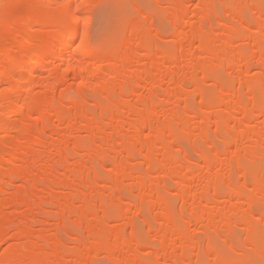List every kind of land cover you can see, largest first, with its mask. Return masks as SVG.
<instances>
[{"label":"bare ground","instance_id":"6f19581e","mask_svg":"<svg viewBox=\"0 0 264 264\" xmlns=\"http://www.w3.org/2000/svg\"><path fill=\"white\" fill-rule=\"evenodd\" d=\"M194 1H165L179 12L173 48L161 44L167 40L153 29L150 17L151 32L135 20L119 47L104 49L91 43L95 4L89 0H0V193L18 184L11 196L22 198L28 215L43 213L57 200L60 215L75 218L68 221L76 225L73 230L64 226L62 230L75 235L77 249L84 245L79 253L65 252L59 236L50 242L43 235L35 237L26 224L18 225L0 264H95L101 255L108 264H205V259L217 264L212 245L218 241L234 252L256 246L250 235L257 230L254 220L264 197V121H256L264 118V0H202L200 11L192 14ZM251 15L256 16L254 22ZM197 44L203 57L194 53ZM136 65L144 67L135 69ZM169 66L181 73H165ZM257 67L263 72L256 77L252 73ZM69 79L78 82L69 92L63 89L56 100L55 89ZM87 79L96 82L85 86ZM206 82L220 89L213 100L211 91L202 87ZM186 85L192 88L187 87L189 92ZM69 93L77 99L68 107ZM93 96L105 102L96 99L90 108L87 97ZM196 97L201 101L192 106ZM192 116L198 119L196 127ZM81 132L87 140L77 138ZM193 134L196 139L182 161L171 151L175 147L185 151V136ZM229 154L233 156L227 159ZM139 158L146 169L134 168ZM196 159L203 161L202 170ZM110 165L112 175H100ZM186 173L189 178L182 176ZM167 178L181 186L178 197L187 210L183 209L187 218L181 222L164 197L168 191L160 182ZM104 186L109 189L98 191ZM84 188L97 194H92L95 198ZM56 189L70 192L58 190L59 198ZM134 189L140 195L128 205L136 209V220L152 219L158 211L161 225L160 235L151 228L141 244L136 240L139 223L133 217L107 215L110 208L121 211L127 204L122 193ZM42 194L48 198L40 203ZM147 198L152 199L151 209ZM122 218L125 227L106 229ZM143 221L140 226L146 228L149 222ZM126 227L131 233H125ZM10 228L0 225V245ZM240 228L246 238L237 244L232 239ZM154 237L159 238V248L151 247L155 252L141 257ZM20 239L24 245L17 252ZM42 247L50 251L38 258Z\"/></svg>","mask_w":264,"mask_h":264},{"label":"rangeland","instance_id":"374dc122","mask_svg":"<svg viewBox=\"0 0 264 264\" xmlns=\"http://www.w3.org/2000/svg\"><path fill=\"white\" fill-rule=\"evenodd\" d=\"M90 2H92V3H94L95 5H94V10H93V13L90 15V18H91V20L92 21H90V28H89V33H90V38H91V43H92V46H97L98 44L99 45H101L104 49H114V48H117V47H119L120 45H121V43H122V41H123V37L125 36V34L130 30V27H131V25L130 24H132L133 23V21H137V22H139L140 23V25H141V27H143L144 29H146V30H148L149 32H151V30H150V24H149V22L147 21V23L145 24V23H142L141 22V20L139 19V18H137V17H135V16H129L128 15V5H130V4H143V3H145V2H147V3H150V4H152V5H159L160 7H150V8H148V9H146V11L148 12L147 14L149 15L148 16V19L150 18V17H153V20L156 22V23H154V21H153V24H155V25H153V29H156V30H158L160 33H162V36L164 37V40L166 41V42H162L161 44L162 45H164V47L165 48H167V46L169 47V48H173L172 46H174L175 44L172 42L173 41V38H172V34L173 33H175V31H174V21H175V19L177 18V17H179V12H178V10L176 9V8H173L172 6H170L169 4H166V2L165 1H167V0H163V1H160V2H158V0H93V1H91V0H89ZM200 1L201 2H203L202 0H195L194 2H193V4H191V7H192V9H191V13L192 14H194L195 13V11H196V13H198V11H200L199 10V7H196L197 5H199V3H200ZM98 2V3H97ZM97 3V4H96ZM97 5V6H96ZM96 6V7H95ZM102 6V7H101ZM99 7H100V9H99ZM98 8V9H97ZM97 9V10H96ZM103 9V10H102ZM194 9V10H193ZM102 10V11H101ZM97 11H99V13L97 12ZM193 11H194V13H193ZM97 12V13H96ZM141 15H143L142 13H141ZM89 17V16H88ZM88 17H87V19H88ZM93 17V18H92ZM252 17H254V19L252 20L253 22H254V20L256 19V16L255 15H251V18H249L250 19V21H251V19H252ZM101 18V19H100ZM156 18V19H155ZM251 21V22H252ZM162 24H160V23ZM157 23L159 24V26H157ZM164 23V24H163ZM129 24V25H128ZM236 24V23H235ZM234 24V25H235ZM165 25V26H164ZM155 26V27H154ZM167 26V27H166ZM236 26H237V24H236ZM160 27V28H159ZM168 29V30H167ZM125 30V31H124ZM155 31V30H154ZM256 31H259V30H256ZM125 32V33H124ZM123 33V34H122ZM120 34L122 35V36H120ZM163 34H165V35H163ZM256 37H260V34L259 33H255L254 34ZM107 39H106V38ZM116 38V39H115ZM120 38V39H119ZM217 38V37H216ZM109 39V40H108ZM114 39V40H113ZM120 40V41H119ZM101 41V42H100ZM111 41V42H110ZM103 42V43H102ZM115 42H117V43H115ZM113 43V44H112ZM120 43V44H119ZM117 44V45H116ZM104 45H106V46H104ZM114 45V46H113ZM172 45V46H171ZM113 46V47H112ZM171 46V47H170ZM111 47V48H110ZM196 49H195V51H194V53L198 56V57H203L204 55L203 54H205L204 52H203V50L201 49V46H200V44H197L196 45V47H195ZM195 57V56H194ZM197 58V57H196ZM184 62V65L186 64H188V61L187 60H184L183 61ZM186 62V63H185ZM140 65H142V64H140ZM140 65H136V68L135 69H138V66H139V69L140 68H142V67H144V66H140ZM144 65V64H143ZM174 66H169V67H165L164 69H165V73H170V72H172V71H176V72H178L179 74L181 73L178 69H176L175 67L173 68ZM132 71H133V69H132ZM132 71H130V72H132ZM259 71L260 72H263L262 70H260V68H258L257 67V69L255 68L254 70H253V73L252 74H254L255 76H256V74H258L259 73ZM78 74V73H77ZM126 74H129V75H127V77L128 76H130V73H126ZM132 74V73H131ZM260 74V73H259ZM258 74V75H259ZM261 75V74H260ZM126 77V78H127ZM257 77V76H256ZM261 77V76H260ZM262 79H263V76L261 77ZM264 80V79H263ZM92 81V82H91ZM68 82V83H67ZM70 82V83H69ZM78 82V80H76V79H74V80H71V79H69L68 81H66L62 86L60 85L59 87H57L56 89H55V92H56V94H55V98H56V100H57V97H58V99H59V97H60V95L59 94H61L62 93V91L64 92V90L63 89H67V90H65V92L66 91H68V89H70V88H72V85L71 84H75V83H77ZM91 82V83H90ZM96 81L93 79V80H89V79H87L86 81H85V86L87 85V86H90V84L92 85V84H94ZM69 84V87H67V85ZM61 87H63V88H61ZM66 87V88H65ZM73 87H75L74 85H73ZM187 85H186V90H188V89H192V88H189L188 87V89H187ZM202 87H203V89H205V90H209V91H211V94H210V96H209V98L211 99V100H213V99H215L216 97H218L219 96V92H220V89L219 88H216L211 82H206V83H204V84H202ZM76 88V87H75ZM73 89V88H72ZM70 91V90H69ZM68 91V92H69ZM191 91V90H190ZM142 92L143 93H145L144 92V90H142ZM188 92H189V90H188ZM190 93H192V92H190ZM62 95V94H61ZM74 94L73 93H69L68 94V96H66V103L65 104H67V106L69 105V106H71V102L72 101H74V100H76L77 98L76 97H74L73 96ZM57 96V97H56ZM212 96V97H211ZM214 96V97H213ZM100 100V101H104L105 102V99L103 98V97H100V96H96V97H87V101H88V103H89V107L90 108H92L93 107V104H94V102H95V100ZM136 98H134V100L132 101L133 103H135L136 102ZM200 98L199 97H196V99H195V101H194V104H192V106H194V105H197V104H199L200 103ZM66 106V105H65ZM68 106V107H69ZM235 116H237L236 118H241V116L240 115H235ZM234 116V117H235ZM239 116V117H238ZM192 118H194L193 116H192ZM191 118V121H192V123L194 124L193 126L194 127H196V124H197V126L199 125V122H198V119H196L195 120V118L194 119H192ZM264 121V118L262 119V118H260V119H258V120H256L257 122L258 121ZM195 122V123H194ZM253 125V124H252ZM216 128H214V126H213V128H212V131L213 130H215ZM195 132V133H194ZM193 133L194 134H197V130L196 131H194ZM214 132V131H213ZM231 132H232V130H231ZM82 133V132H81ZM78 133V135H77V138L79 139V140H87V135H85L84 133ZM178 133L179 134H181L182 132L180 131H178ZM193 134V137H191L190 135V137H188V136H185L187 139H188V141L186 142V144L184 145V148H182V149H184L185 151H178V147H175L174 148V150H172L171 152L173 153V154H176V155H178L179 157H180V159L182 160V161H184L185 159H184V154H185V152L187 153H189L190 151H191V145H192V142L193 141H195V139H196V137H195V135ZM195 138V139H194ZM34 139V138H33ZM219 145V147H220V144L223 146V143L222 142H220L219 141V143H218ZM187 148V149H186ZM206 151H210V147L209 146H204L203 147ZM181 149V150H182ZM187 150V151H186ZM235 155V154H234ZM233 156V154H229L228 155V157L226 156V158L227 159H229V158H231ZM52 157L53 158H55V156H53L52 155ZM86 158H84V160H85ZM198 159V158H197ZM196 159V160H197ZM194 160V163H196V165H198L199 167H201V168H199V170H202L203 169V166H204V163H203V161L202 160ZM86 161V160H85ZM196 161V162H195ZM199 162V163H198ZM185 163V162H184ZM198 163V164H197ZM136 167H138V168H136ZM134 168H136V169H146L147 168V166H145L144 165V163H143V160L141 159V158H139L138 159V161L136 162V164H135V167ZM177 168H179L180 169V167H177ZM264 168V167H263ZM113 170V168H112V166L110 165V167L109 166H107V167H105V170H100L99 171V173H100V175H102V176H110V175H112V170ZM182 169V168H181ZM178 169H176L175 171H177ZM223 170V172H225L226 170L228 171V169H222ZM142 171V170H141ZM174 171V172H175ZM180 170H178V172H179ZM226 171V172H227ZM176 173V172H175ZM174 173V174H175ZM40 174V173H39ZM37 175V177H38V174H36L35 173V176ZM47 175V174H46ZM45 174L43 175V174H41V175H39V177L40 178H43V179H46V180H49L50 178H49V175L48 176H46ZM69 175V174H68ZM42 176V177H41ZM182 176L184 177V178H189L190 177V174H188V173H186V174H182ZM48 178V179H47ZM64 178V177H63ZM42 179V180H43ZM7 182H9L10 180H6ZM45 181V180H44ZM165 181V182H164ZM47 182V181H46ZM161 186L163 187L164 186V188L166 189V191H168L167 193H165L164 194V197H165V199H166V201L169 203V204H171V205H173L175 208H176V214H175V218H176V221L177 222H181V220H182V218H187L186 216H187V210H186V206H183V204L181 203V201H180V199H179V192H178V190L180 191V189H181V186L177 183V181L173 178V179H170V178H167V179H163V180H161ZM177 183V184H176ZM133 183L131 182L130 183V185H132ZM134 186V185H133ZM105 187V186H104ZM169 187V188H168ZM103 187H97V189H99L98 191H101V190H108L109 188H107V187H105V189L103 188ZM4 189V191L6 192V193H0V212L1 213H3V218L0 220V225H4V224H7V225H11V228L10 229H8V233H3L2 234V243H1V245H0V257L1 256H3L5 253H6V251H7V248H8V242L10 241V239L12 238V237H14V238H16V231H17V228H15V226H17L18 227V225H25V226H27V227H29V228H31L30 229V231L34 234V236L36 237V236H40V235H43L45 238H48V240L50 241V242H53V241H55V240H58V236L60 237V239H61V242L63 243V250L65 251V252H75V253H79L80 252V249H84V245L83 246H81L80 247V245H82V244H79L78 246V248L79 249H77V242H76V240L74 239V237H75V235H73V233L72 232H70L71 230H73L74 228H72L75 224H73L74 222H71V224L69 223L70 221H73V220H75V218L72 220L71 218H73V217H70L69 219H68V215H64V214H62V215H60V212H61V207H60V205H58L59 203L57 202V200H54V205H53V203L52 204H49L47 207H45L44 209H45V211L43 212V213H41V212H39V213H30L29 215L26 213V212H28V210H27V208H28V206L26 205V204H24L23 203V200H22V198H19V200L18 199H14L13 200V198H12V196H11V194L12 193H15L16 191H18V189H19V186H18V184H15L14 186H10L8 189H6L5 187L3 188ZM85 189V188H84ZM59 190V189H58ZM57 189H56V191L57 192H55L54 193V195L56 194V193H58L59 191H58ZM86 191H88V189H85ZM135 190V191H134ZM133 191L134 192H132V193H130L129 192V190H127L126 192H123L122 193V198H123V200H124V202H126L127 204H125L124 205V207H122V209H121V211L120 210H118V211H116V209H115V211H112L113 209L112 208H110L109 210H108V212H110V214H108L107 213V215L108 216H110V217H116V218H119V215H122V217H123V215L125 216V219H126V217L128 216V219L130 218V219H132V217H133V219H137V217L139 216H136L135 217V215H137L138 213L136 212V209H134V207H132V206H130L131 205V203H132V201L129 203V201H130V199L131 200H133V199H138V194L140 195V193L139 192H137L136 191V189H134ZM68 193H67V192ZM82 191H84L83 189H82ZM86 191H84V192H86ZM97 191V190H96ZM67 194H66V193ZM69 192H70V190H68V189H62L61 191H60V193L62 194H66V195H68L69 194ZM89 192V191H88ZM86 193L88 196L90 195H92V194H94L95 196L97 195V194H95L94 192H92V191H90L89 193ZM60 193H58V195L56 194V196H60L61 194ZM126 193V194H125ZM43 196H42V198L40 199V201H38V202H40V203H42V202H46L47 201V198H48V195L47 194H42ZM66 195H64V196H66ZM63 196V195H62ZM89 196V197H90ZM121 196V195H120ZM126 196V197H125ZM92 197L93 198H95L93 195H92ZM60 198V197H59ZM58 198V199H59ZM56 199H57V197H56ZM146 200H148L149 202V204L147 203V201L145 202V203H147L148 204V207H149V209H151L150 208V206H152L151 204L153 203L152 201L150 202V200H152V199H150L149 200V198H147ZM134 201V200H133ZM260 201H261V199H260ZM22 203V204H21ZM57 203V204H56ZM128 203L130 204V205H128ZM56 204V205H55ZM147 204H145V207H147L146 205ZM76 206H78V207H80V204L77 202V204H75ZM113 206V205H112ZM111 207V206H110ZM147 207V208H148ZM114 208V207H113ZM186 210V211H184V210ZM49 210V211H48ZM257 210H258V212H259V210H260V212H259V214H257L256 215V219L254 220L255 221V224H256V227H257V230H256V232L254 233V234H251L250 236L252 237V239H250L251 237L249 236V239L250 240H254V241H256V246L254 247V245L253 246H249V247H247V248H241V249H238L237 251H232L231 250V248L225 243V242H223L222 240L221 241H218V242H216L215 244H213L212 245V248H213V250L217 253V256H216V262H217V264H264V221H262L261 220V216L262 215H264V208H262L261 207V204L258 206V208H257ZM46 211H48V212H46ZM51 211V212H50ZM131 211V212H130ZM145 214H147L148 212H147V210L145 209ZM26 214H25V213ZM123 212H124V214H123ZM133 212H135L134 214H133ZM157 212V214L156 215H153L154 217V219L152 218V219H149L146 215H144V216H146V221H148L147 223H148V225H146L145 224V227L146 228H142V227H144V225L141 227L140 225H142V219H144L145 220V218H143V216H141L140 218H138V220H136L135 222H138L139 223V225H138V223H137V225L139 226V227H137V228H140V229H137V231H138V233H136L137 234V238H136V240H137V243L139 244H141V243H145L146 241H147V233H148V231L149 230H151V228H153L151 231H152V233H159V235H160V231H161V228H160V224L158 223L159 222V219L157 220V216L159 215V213H158V211H156ZM186 212V213H185ZM258 212H256V213H258ZM41 213V214H40ZM48 213H50L49 215H48ZM63 213V212H62ZM128 213V214H127ZM130 213V214H129ZM137 213V214H136ZM262 213V214H261ZM24 214H25V216H24ZM40 214V215H39ZM43 214V215H42ZM45 214H47L48 216H50L49 218L48 217H46V216H44ZM125 214H127V215H125ZM132 214V215H131ZM186 214V215H185ZM64 215V217L65 216H67L66 218H64V222H65V225H63V223H62V219H61V217ZM129 215H130V217H129ZM26 216H28V217H26ZM36 217V218H34V217ZM100 216H102V213H100ZM55 217V218H54ZM59 218V219H58ZM115 218V219H116ZM158 218H159V216H158ZM58 219V221H56ZM66 219V220H65ZM112 219V218H111ZM38 222H37V221ZM60 220V221H59ZM110 220V219H109ZM36 221V222H35ZM69 221V222H68ZM115 221V220H114ZM112 222V226H106V229H115V228H118V226H120L121 224H123V226L125 227V225H124V223H122V222H124L125 220H123V218H122V220H119L118 219V221L117 222H119V223H117L116 221V223L115 222ZM127 221V220H126ZM146 221H143L144 223L146 222ZM6 222V223H5ZM121 222V223H120ZM111 223V222H110ZM150 223H151V225H150ZM28 224V225H27ZM61 225V226H60ZM70 225H72V226H70ZM150 225V226H149ZM69 227L71 230H69V228H67L69 231H67L68 233H66V232H64L63 230H62V227ZM76 226V225H75ZM74 226V227H75ZM147 226H148V228H147ZM10 227V226H9ZM63 227V228H64ZM76 229V228H75ZM126 229H127V232L125 231V233H128V231L130 232L131 230H130V228H128V227H126ZM16 230V231H15ZM65 230H66V228H65ZM156 230V231H155ZM237 230V233L239 232L238 231V229H236ZM70 232V233H69ZM141 232V233H140ZM131 233V232H130ZM236 233V232H235ZM234 233V234H235ZM236 233V234H237ZM240 233H242V234H240ZM129 234V233H128ZM196 234L197 235H200L201 236V232H200V230H197V232H196ZM217 236V234L216 233H214L213 232V236L214 237H216ZM238 236H236L235 235V237H233V242L234 243H237V244H241L242 243V241L246 238V233H245V231L242 229V228H240V232L237 234ZM139 236V237H138ZM146 237V239L144 238V237ZM256 236V237H255ZM222 237H223V235L221 236V239H222ZM255 237V238H254ZM18 238V237H17ZM224 238V237H223ZM226 238V237H225ZM224 238V239H225ZM60 239H59V241H60ZM144 239V240H143ZM153 239V240H152ZM152 239H150V240H148V242H150V245H148L147 246V248L143 251L144 252V254L145 253H147V254H145V255H143V252H142V255H140L141 257H143V258H147L146 256H148L149 257V251L151 250V252H153L154 250L153 249H156V248H159V245H160V242L158 241L159 240V238L158 237H154V238H152ZM157 239V240H156ZM234 239H235V241H234ZM35 240V241H34ZM146 240V241H145ZM151 240H152V242H151ZM21 241L23 242L24 240H21L20 239V241H18V242H20L21 243ZM33 241L34 242H36V239H33ZM84 242H89L88 240H84ZM20 243H17V244H19V245H17V247H16V251L17 252H19L20 251V249H21V247L24 245V244H22L21 243V245H20ZM166 243L167 244H170L169 243V240H166ZM76 244V245H75ZM180 244V241L178 242V246H180L179 245ZM76 246V247H75ZM153 249H152V248ZM50 248L49 247H42V251H37L39 254H41V255H39L38 253H36L37 255H38V258L39 257H43V254L45 253V251H47V252H49L50 250H49ZM77 251V252H76ZM146 251H148V252H146ZM46 252V253H47ZM155 252V251H154ZM45 253V254H46ZM45 254H44V256H45ZM103 257H104V259H103ZM97 260H93L94 262H97V263H95V264H108V260H106V258H105V255H101V258H96ZM106 261V262H105ZM206 261H210L211 262V264L213 263H215V262H213V260H208V259H205L204 260V262H206Z\"/></svg>","mask_w":264,"mask_h":264},{"label":"snow or ice","instance_id":"6c2138e0","mask_svg":"<svg viewBox=\"0 0 264 264\" xmlns=\"http://www.w3.org/2000/svg\"><path fill=\"white\" fill-rule=\"evenodd\" d=\"M200 5H197L199 7ZM150 7H160L159 5H152L150 3H143V4H130L128 5V15L135 16L141 20L142 23H147L148 14L146 9ZM143 13V15H141ZM264 14V13H262ZM261 207L264 208V197L261 198ZM261 220L264 221V215L261 216ZM205 264H211L210 261H206Z\"/></svg>","mask_w":264,"mask_h":264}]
</instances>
